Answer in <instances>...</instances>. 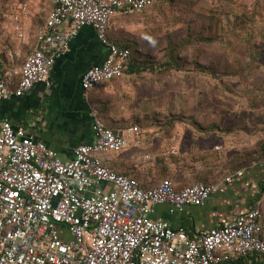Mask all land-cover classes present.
Instances as JSON below:
<instances>
[{
	"label": "built area",
	"instance_id": "obj_1",
	"mask_svg": "<svg viewBox=\"0 0 264 264\" xmlns=\"http://www.w3.org/2000/svg\"><path fill=\"white\" fill-rule=\"evenodd\" d=\"M51 1L34 49L0 80V102L20 98L36 85L49 88L54 64L85 27L107 52L102 64L83 74L82 91L88 94L122 77L131 51L110 40V19L142 14L164 0ZM28 13L24 3L11 18L19 41L25 37L22 24ZM90 116L95 138L77 146L69 161L21 127L1 122L0 264H234L252 255L264 259L260 199L234 221L190 238L182 227L153 218L155 208L166 205L173 214L200 207L218 186L195 182L178 189L174 180L164 178L145 188L137 179L117 174L111 155L137 143L141 129L111 128L95 109Z\"/></svg>",
	"mask_w": 264,
	"mask_h": 264
},
{
	"label": "crops",
	"instance_id": "obj_2",
	"mask_svg": "<svg viewBox=\"0 0 264 264\" xmlns=\"http://www.w3.org/2000/svg\"><path fill=\"white\" fill-rule=\"evenodd\" d=\"M24 3L28 2L21 1L16 7H0V80L15 66L20 67L32 52L38 29L53 8L51 1V5L44 9L41 24L36 27L33 19L39 7L28 4L29 13L22 24L25 37L19 41L11 18ZM108 36L116 43L109 30ZM106 52L94 31L89 27L83 28L54 64L49 88L36 85L20 98L0 102V124L7 120L14 128L21 127L25 135L44 143L63 161H69L77 146L89 144L95 138L91 129V109H95L102 120L114 129H125L138 123L140 140L125 151L111 155V168L117 174L137 179L145 188L156 187L164 178L174 180L178 189L195 182L218 186V191L200 207L189 206L183 212L170 214L168 206H158L153 218L163 220L174 228L182 227L194 239L211 228L234 221L260 199L261 238L264 241V200L261 198L264 162L236 167L233 161L236 153L229 146L230 140L228 142L227 136L217 133L206 137L190 133L189 138L185 137L186 141L179 135L178 146L172 144L175 138L172 141L166 129L156 131L160 127L151 116L154 112L152 100H148L135 71H128L122 77L85 94L80 86L81 78L87 69L103 63ZM18 80L19 77H16L15 83ZM196 139L203 142L197 150L194 149L197 142L193 147L187 144V141L191 143ZM171 146H177L176 155L170 154V149L174 148ZM238 172L241 174L237 175ZM234 264H264V259L252 255Z\"/></svg>",
	"mask_w": 264,
	"mask_h": 264
},
{
	"label": "rangeland",
	"instance_id": "obj_3",
	"mask_svg": "<svg viewBox=\"0 0 264 264\" xmlns=\"http://www.w3.org/2000/svg\"><path fill=\"white\" fill-rule=\"evenodd\" d=\"M21 1L39 7V26L51 0L0 7ZM108 28L140 64L136 78L152 100L156 131L166 129L177 146L194 132L227 136L236 167L264 160V0H165L142 14H116ZM195 142L200 149V139L187 144Z\"/></svg>",
	"mask_w": 264,
	"mask_h": 264
},
{
	"label": "trees",
	"instance_id": "obj_4",
	"mask_svg": "<svg viewBox=\"0 0 264 264\" xmlns=\"http://www.w3.org/2000/svg\"><path fill=\"white\" fill-rule=\"evenodd\" d=\"M165 1V0H164ZM116 43L119 45V46H121V47H125V48H128V49H130L127 45H125V44H122V43H120V42H117L116 41ZM131 51V50H130ZM131 60H132V52H131ZM130 60V63H129V69H128V71H132V72H134V71H138L139 69H141L140 68V64L137 62V61H131ZM205 66L204 65H202V64H200V70L202 69V68H204ZM127 71V72H128ZM263 150H264V147L262 148ZM263 153L264 152H262V154L261 155H263ZM264 156V155H263ZM233 161H236L235 159H233ZM261 161H263L264 162V160H261ZM258 162H260V160L258 161ZM239 168H241L240 166H239ZM205 184V183H204Z\"/></svg>",
	"mask_w": 264,
	"mask_h": 264
}]
</instances>
